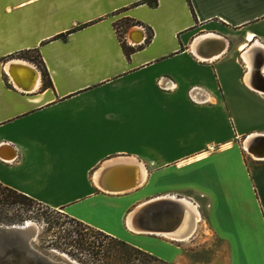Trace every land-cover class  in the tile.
<instances>
[{
  "label": "crops",
  "instance_id": "1",
  "mask_svg": "<svg viewBox=\"0 0 264 264\" xmlns=\"http://www.w3.org/2000/svg\"><path fill=\"white\" fill-rule=\"evenodd\" d=\"M260 75L264 0H0V182L129 241L136 198L103 184L138 165L141 203L186 197L230 264H264Z\"/></svg>",
  "mask_w": 264,
  "mask_h": 264
},
{
  "label": "rangeland",
  "instance_id": "2",
  "mask_svg": "<svg viewBox=\"0 0 264 264\" xmlns=\"http://www.w3.org/2000/svg\"><path fill=\"white\" fill-rule=\"evenodd\" d=\"M247 137L242 140V146L248 156L255 158L245 148ZM139 186L132 191L125 192L126 196L132 197V199L136 198L132 201L125 219L130 211L141 203L142 198L139 197L141 195V187ZM20 213H24V210L19 205L8 207L2 210L0 223L7 225L20 224L24 220L30 219L38 226L36 241L39 245L40 243H58L65 249L76 253L80 259L91 260L92 264H230V258L233 257V255L228 253L226 245L219 240L217 233H209L203 217L196 222L193 231L184 240H175L161 234H147L129 230L125 225L124 219V225L128 229L129 237V241H124L132 245L136 243L134 246L165 261L164 263H157L143 254L118 246L108 238L97 234L103 232L93 227L74 223L59 208L35 204L26 210L27 217L21 221L16 220L18 218L17 215ZM6 217H8V220ZM9 217L14 219L10 221ZM160 240L167 241L169 244L166 246L160 243ZM89 241L94 244L99 243L102 250L96 255H90L85 246ZM47 247L53 246H46L45 248ZM63 252L66 253L65 251ZM71 258L79 262L76 258ZM79 263L82 264L81 262Z\"/></svg>",
  "mask_w": 264,
  "mask_h": 264
},
{
  "label": "water",
  "instance_id": "3",
  "mask_svg": "<svg viewBox=\"0 0 264 264\" xmlns=\"http://www.w3.org/2000/svg\"><path fill=\"white\" fill-rule=\"evenodd\" d=\"M216 43L217 49L218 42ZM12 62L9 63V67L15 65ZM34 80L35 76L32 84ZM259 85L264 89L262 75L259 76ZM253 138L258 139L250 142L249 148L256 151L257 141L264 139V135ZM184 205L185 202L179 198L169 196L153 198L132 209V220L139 230L149 234L173 229L178 223ZM37 231L38 226L32 220L27 222L24 220L20 224L0 223V264H80L63 251L53 247H41L36 241Z\"/></svg>",
  "mask_w": 264,
  "mask_h": 264
},
{
  "label": "bare ground",
  "instance_id": "4",
  "mask_svg": "<svg viewBox=\"0 0 264 264\" xmlns=\"http://www.w3.org/2000/svg\"><path fill=\"white\" fill-rule=\"evenodd\" d=\"M133 37L135 38L136 41H139L142 37V33L141 32L135 33L133 35ZM247 39L248 40L251 39L250 33L247 34ZM217 40L219 42H218L217 49H215L216 50L215 53H217L218 50L221 48V43H222L219 39H216V41ZM240 47H243V44ZM215 53L212 52L211 54H215ZM12 63L13 64L17 63L19 65L26 66L30 70L29 73H30L31 77H32V75L36 77V71L33 69V67L27 65L26 63L20 62V61H17V62L13 61ZM8 68L12 69L11 67H8ZM8 68L6 69V71L8 72V75L10 76V72L8 71ZM11 75H12L14 81L17 83L18 82L17 77L13 74V72L11 73ZM18 83H20V82H18ZM18 85H22V83H20ZM22 87H25V86L22 85ZM257 135H264V134H255V135L248 137L245 140V148L249 151V153L253 154V156L264 157V139H262V140L259 139V141H257L256 151H253L252 149L249 148L250 142H252L255 139L256 140L258 139V138H253ZM114 164L115 163H113V167H114ZM113 167L105 174V176H104L105 181H104L103 186H104V188H106L107 190L109 189V191H111L115 194L132 191V190L136 189L144 180L145 174H144L143 170L138 165L136 167H134L133 164H131L130 166H123L122 165V167H124V168H121L117 165L114 169H113ZM128 167H132V168L125 169ZM161 196H159V197H161ZM166 196L173 197V198H179L185 202V205L182 207L181 215H180V218L178 220V223L173 229H169V230L162 231V232H154L153 234H161V235H164L166 237H169V238H172L175 240H184L193 231L196 222L201 219V214H200L196 204L191 202L188 198L178 197V196H174V195H166ZM153 198H155V197H153ZM29 220L26 219L25 221L27 222ZM125 224L129 228V230L137 231V232H144L142 230H139V228L133 222L132 211H130V213L126 216Z\"/></svg>",
  "mask_w": 264,
  "mask_h": 264
},
{
  "label": "trees",
  "instance_id": "5",
  "mask_svg": "<svg viewBox=\"0 0 264 264\" xmlns=\"http://www.w3.org/2000/svg\"><path fill=\"white\" fill-rule=\"evenodd\" d=\"M144 2L147 3L148 5H153L156 3V0H144ZM149 37H150V35L147 34L146 41L149 40ZM30 52H35V53H33V55H31L32 56L31 58L35 59L36 55H37L36 51H30ZM38 62H40V61H38ZM41 73H42V76L45 75L44 68L42 69ZM35 204L38 205L40 203L37 202L36 200H34L33 198H31L30 196H28V195H26V194H24V193H22L16 189L12 188V187L7 186V185L0 182V215L2 213V210L6 209L8 207H12L14 205H19L21 207V209L24 210V213H20L19 215H17L18 218L16 220L21 221L22 219L27 217V213H25L26 210H28L30 207H32ZM6 218L8 220V217H6ZM13 219L14 218L9 217L10 221H12ZM71 220L74 221V223H76V224H84V223H82L76 219H73V218H71ZM85 226H88V225L85 224ZM97 234H100L103 237L108 238L111 242L117 244L120 247L126 248V249L133 251V252H136V253L143 254V255L151 258L153 261H155L157 263H164L165 262L164 260L152 255L151 253L144 251V250L140 249L139 247L134 246V245H132V244H130L124 240H121L117 237H114V236L106 234V233H97ZM40 246L41 247L53 246L59 250L65 251L66 254H68L71 257L76 258L82 264H90V263L92 264L91 260L89 261V260L80 259L76 253L71 252L68 249H65V247H62L58 243H47V244L40 243ZM85 246L87 248V251L90 253V255H96L100 252V250H102L100 247L101 245L99 243L94 244L91 241L86 243Z\"/></svg>",
  "mask_w": 264,
  "mask_h": 264
},
{
  "label": "built area",
  "instance_id": "6",
  "mask_svg": "<svg viewBox=\"0 0 264 264\" xmlns=\"http://www.w3.org/2000/svg\"><path fill=\"white\" fill-rule=\"evenodd\" d=\"M9 63H10V62H9ZM15 65H16V64H15ZM15 65H10V67H11V68H14ZM18 65H19V64H18ZM7 75H8V72H7ZM161 87L164 88V89H167V88H168V86H166V85H164V84L161 85Z\"/></svg>",
  "mask_w": 264,
  "mask_h": 264
}]
</instances>
